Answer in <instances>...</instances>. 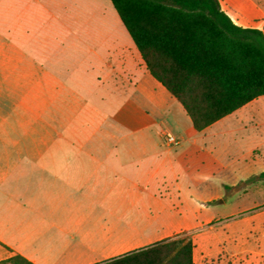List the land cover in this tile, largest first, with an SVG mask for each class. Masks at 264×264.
I'll list each match as a JSON object with an SVG mask.
<instances>
[{
    "label": "crops",
    "instance_id": "crops-1",
    "mask_svg": "<svg viewBox=\"0 0 264 264\" xmlns=\"http://www.w3.org/2000/svg\"><path fill=\"white\" fill-rule=\"evenodd\" d=\"M58 1L59 16L79 20L68 0ZM220 2L236 24L264 31L263 0ZM97 7L103 23L58 25L71 37L61 45L77 51L65 61L51 49L38 53L25 22L28 14L42 22L54 15L47 1L0 0V76L12 80L0 90V262L19 255L32 264H188L181 247L166 246L187 236L192 264H264V210L213 209L224 207V182L199 201L184 193L202 188L197 175L237 172L264 158V95L241 107L263 99L229 138L217 128L228 115L196 130L151 75L116 10L99 0ZM46 77L53 85L38 89ZM22 93L69 96L76 102L64 108L76 118L55 122L62 127L55 134L52 119L29 113L21 121ZM70 126L86 129L70 134ZM244 133L263 137L244 146Z\"/></svg>",
    "mask_w": 264,
    "mask_h": 264
},
{
    "label": "trees",
    "instance_id": "trees-1",
    "mask_svg": "<svg viewBox=\"0 0 264 264\" xmlns=\"http://www.w3.org/2000/svg\"><path fill=\"white\" fill-rule=\"evenodd\" d=\"M110 1L149 72L196 130L264 95V31L236 24L220 0ZM166 246L181 247L192 264L191 238ZM0 264L32 263L16 255Z\"/></svg>",
    "mask_w": 264,
    "mask_h": 264
},
{
    "label": "rangeland",
    "instance_id": "rangeland-1",
    "mask_svg": "<svg viewBox=\"0 0 264 264\" xmlns=\"http://www.w3.org/2000/svg\"><path fill=\"white\" fill-rule=\"evenodd\" d=\"M44 2L47 1V8L53 9L55 14H45V21L42 22L39 18H33V14L27 15L29 17L25 22L31 24L34 27L32 39L33 45H35L37 52L40 53L45 51V48L49 51L50 49L53 50L51 52L53 55L57 54L59 57L64 58L65 61H68L75 58L77 55L74 56L72 53H76V48H70V51L64 48L61 45V41L64 44L69 45L70 43V34L68 31L64 29L57 28L58 25L61 23H103V16L98 13L97 10V0L89 1V0H68L66 3L70 9H77L79 13L76 14L79 20H66L68 19L67 14H60L59 16V8L54 7L57 6L56 2L58 0H43ZM264 1V0H263ZM100 6L102 7H109L112 11L114 9L110 0H99ZM22 8V7H21ZM20 8V9H21ZM37 8H40L39 6ZM94 8V9H89ZM12 10H10L7 14H5V23L10 25L12 23ZM5 24V25H6ZM42 24H45L43 27ZM103 31V30H102ZM68 43V44H67ZM70 53V54H69ZM72 55V58L71 56ZM77 64H75L76 67ZM47 79V80H46ZM46 79H38V89H41L45 86L50 88L53 85V81L51 78ZM12 87V80L8 77H1L0 76V90L1 87ZM12 98V95L9 96ZM11 101V100H10ZM15 102L20 103L22 110L18 113V118L22 121L25 119L30 118L29 113L36 114L37 119H52L53 126L51 127L52 133H60L62 129L61 126L55 125V122H66L68 120H74L76 118L75 112L68 110L66 107L64 108V104L69 102H76L75 99L70 98L69 96H63L59 94H37V95H28V94H21L19 96H15ZM263 103V99H257L256 101L252 102L250 105L238 109L231 115L225 117L226 125L224 126V118L219 125H217L220 131H226V138L230 137L229 130L233 129L236 131L237 125L239 122H245L250 118V116L255 112L257 107ZM52 105L54 109L46 110L45 106ZM37 108L35 111H29V108ZM55 108H58L57 110ZM32 117V116H31ZM224 127V128H223ZM68 133L70 134H83L86 128L84 127H76L70 126L66 127ZM246 128H243L245 132ZM247 130L250 132L252 127H248ZM247 132V131H246ZM228 133V134H227ZM234 136L237 137V134L234 133ZM263 136H257L254 140L253 135L248 136L247 133L243 134L240 138V143L244 146L252 144L254 141L261 140ZM251 165V166H250ZM253 165V166H252ZM237 172L233 171H226L224 172L217 170L212 175H197L196 178H202V183L199 185L202 188L197 189L195 192H188L184 191L185 194H193L191 199L199 201L201 198L208 197L210 195H214L219 193V187L224 182V207L221 205H214L215 210L223 211L224 215L230 213L234 209H244L243 213L240 216H247L252 214L255 211H262L264 210V176L261 173L264 170V158H261L259 161L252 162V160L247 161L246 165L241 167L239 166L236 169ZM205 178V180H204ZM205 181V182H204ZM200 183V182H197ZM189 198V197H188ZM207 224L205 227L207 228ZM218 225L217 228H219ZM253 240V237H251Z\"/></svg>",
    "mask_w": 264,
    "mask_h": 264
},
{
    "label": "built area",
    "instance_id": "built-area-1",
    "mask_svg": "<svg viewBox=\"0 0 264 264\" xmlns=\"http://www.w3.org/2000/svg\"><path fill=\"white\" fill-rule=\"evenodd\" d=\"M167 141L169 144H177L178 143V139L174 135H168Z\"/></svg>",
    "mask_w": 264,
    "mask_h": 264
}]
</instances>
